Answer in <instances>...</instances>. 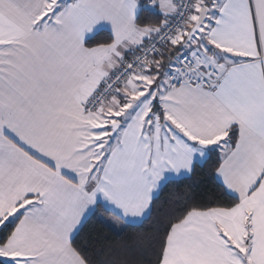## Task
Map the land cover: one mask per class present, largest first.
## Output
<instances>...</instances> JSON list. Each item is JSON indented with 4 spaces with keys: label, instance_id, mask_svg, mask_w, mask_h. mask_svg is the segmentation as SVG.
Listing matches in <instances>:
<instances>
[{
    "label": "snow or ice",
    "instance_id": "obj_1",
    "mask_svg": "<svg viewBox=\"0 0 264 264\" xmlns=\"http://www.w3.org/2000/svg\"><path fill=\"white\" fill-rule=\"evenodd\" d=\"M0 264H264V0H0Z\"/></svg>",
    "mask_w": 264,
    "mask_h": 264
},
{
    "label": "trees",
    "instance_id": "obj_2",
    "mask_svg": "<svg viewBox=\"0 0 264 264\" xmlns=\"http://www.w3.org/2000/svg\"><path fill=\"white\" fill-rule=\"evenodd\" d=\"M99 227V226H98Z\"/></svg>",
    "mask_w": 264,
    "mask_h": 264
}]
</instances>
